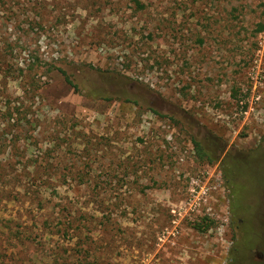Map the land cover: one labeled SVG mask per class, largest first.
I'll return each mask as SVG.
<instances>
[{
    "label": "rangeland",
    "instance_id": "rangeland-1",
    "mask_svg": "<svg viewBox=\"0 0 264 264\" xmlns=\"http://www.w3.org/2000/svg\"><path fill=\"white\" fill-rule=\"evenodd\" d=\"M261 24L264 0H0V264H246Z\"/></svg>",
    "mask_w": 264,
    "mask_h": 264
},
{
    "label": "flooded vegetation",
    "instance_id": "flooded-vegetation-1",
    "mask_svg": "<svg viewBox=\"0 0 264 264\" xmlns=\"http://www.w3.org/2000/svg\"><path fill=\"white\" fill-rule=\"evenodd\" d=\"M259 239L260 241L249 242L247 244L248 246L245 247L244 252L248 256L247 257L248 261L246 264H264V231L263 230L259 234ZM230 261L232 262V264H237L235 263V258H230Z\"/></svg>",
    "mask_w": 264,
    "mask_h": 264
},
{
    "label": "trees",
    "instance_id": "trees-1",
    "mask_svg": "<svg viewBox=\"0 0 264 264\" xmlns=\"http://www.w3.org/2000/svg\"><path fill=\"white\" fill-rule=\"evenodd\" d=\"M263 27H264V25L261 24V25H260V30H261ZM62 72L66 75V78H67L68 82H69L70 84H72L74 87H77L76 84L70 79V77H69V75L67 74V72H66L65 70H62ZM193 142H194L195 147H196V149H197V151H198L199 157H201L202 159L207 158V160L211 161L212 159H211L210 155H208L207 152L202 151V147H201L199 141L196 140V139H194ZM248 219H249V217H248ZM262 223H263V222H262V220H261V221H260V224L262 225ZM209 226H210V224H207V225H205V226H201V227H199V228H200V230H205V229H208ZM255 232H256V233H255ZM257 232H259V231H258V230H257V231H254V230H253V233H254V234H257Z\"/></svg>",
    "mask_w": 264,
    "mask_h": 264
}]
</instances>
